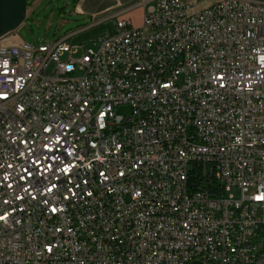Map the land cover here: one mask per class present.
Here are the masks:
<instances>
[{"label": "built area", "instance_id": "1", "mask_svg": "<svg viewBox=\"0 0 264 264\" xmlns=\"http://www.w3.org/2000/svg\"><path fill=\"white\" fill-rule=\"evenodd\" d=\"M141 3L0 40V264H264V0Z\"/></svg>", "mask_w": 264, "mask_h": 264}, {"label": "rangeland", "instance_id": "2", "mask_svg": "<svg viewBox=\"0 0 264 264\" xmlns=\"http://www.w3.org/2000/svg\"><path fill=\"white\" fill-rule=\"evenodd\" d=\"M34 12L27 24L19 30L25 42L36 45L38 43L57 41L79 28L89 26L84 31L67 39L75 48L72 57L80 58L84 52L89 50L97 51L100 46L99 39L116 29V22L113 19H105L94 24L90 17L79 15L74 11L75 0H32ZM135 14L133 23L140 25L141 17ZM69 54L62 53L61 59H68ZM81 70L76 71L75 76H81ZM119 112L129 114L131 108L129 105H120L117 107ZM232 193L239 196V191L233 189Z\"/></svg>", "mask_w": 264, "mask_h": 264}, {"label": "crops", "instance_id": "3", "mask_svg": "<svg viewBox=\"0 0 264 264\" xmlns=\"http://www.w3.org/2000/svg\"><path fill=\"white\" fill-rule=\"evenodd\" d=\"M142 0H76L74 11L79 15L91 18L94 24L105 19L118 17L134 18L139 13L143 21ZM34 12L32 0H0V40L8 45H17L25 42L19 34ZM89 28L85 26L65 36L66 39ZM68 41V40H67Z\"/></svg>", "mask_w": 264, "mask_h": 264}, {"label": "water", "instance_id": "4", "mask_svg": "<svg viewBox=\"0 0 264 264\" xmlns=\"http://www.w3.org/2000/svg\"><path fill=\"white\" fill-rule=\"evenodd\" d=\"M213 193V191H211Z\"/></svg>", "mask_w": 264, "mask_h": 264}, {"label": "trees", "instance_id": "5", "mask_svg": "<svg viewBox=\"0 0 264 264\" xmlns=\"http://www.w3.org/2000/svg\"><path fill=\"white\" fill-rule=\"evenodd\" d=\"M76 1V0H75Z\"/></svg>", "mask_w": 264, "mask_h": 264}]
</instances>
